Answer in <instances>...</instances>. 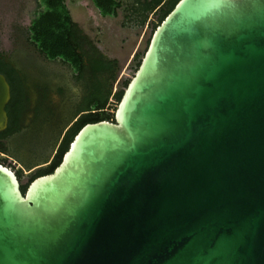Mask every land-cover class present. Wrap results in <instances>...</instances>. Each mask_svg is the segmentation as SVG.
<instances>
[{"label":"water","instance_id":"95a60500","mask_svg":"<svg viewBox=\"0 0 264 264\" xmlns=\"http://www.w3.org/2000/svg\"><path fill=\"white\" fill-rule=\"evenodd\" d=\"M22 185L0 163V264H264V0H179L115 121Z\"/></svg>","mask_w":264,"mask_h":264},{"label":"trees","instance_id":"16d2710c","mask_svg":"<svg viewBox=\"0 0 264 264\" xmlns=\"http://www.w3.org/2000/svg\"><path fill=\"white\" fill-rule=\"evenodd\" d=\"M92 1L104 17H116L124 4L121 0ZM178 1L136 0L132 13L127 15V19L130 23L144 26L154 13L157 16L153 23L154 31ZM27 39L49 60L61 61L72 68L73 80L83 92L79 107L88 112L65 132L50 163L38 168L30 175L29 182L22 185L24 193L36 177L55 170L69 149L70 143L85 124L102 120L115 121L117 105L132 78L125 79L122 88L114 91L120 72L119 60L107 56L97 48L94 40L74 20L66 0H39V8L27 28ZM145 51L136 57L135 72L141 64ZM0 72L6 75L12 90V98L7 105L8 127L0 132V152L8 154L9 147L4 139L19 130L18 122L26 100V88L20 75L27 73L16 68L7 57V53L2 50H0ZM63 90L64 88H61L59 92ZM112 109L114 111H111ZM0 163L6 164L7 159L0 156ZM16 172L22 180L23 169Z\"/></svg>","mask_w":264,"mask_h":264},{"label":"rangeland","instance_id":"374dc122","mask_svg":"<svg viewBox=\"0 0 264 264\" xmlns=\"http://www.w3.org/2000/svg\"><path fill=\"white\" fill-rule=\"evenodd\" d=\"M127 1L129 0H125L126 3ZM38 3L39 0H0V50L6 52L17 47L34 59L33 62L24 61L22 66L32 80L39 81L48 88L51 97L50 101L44 102L46 105L43 117L30 121L23 136L13 144V154L0 152V156L7 159L6 164L13 170L23 169V184H27L30 175L36 171H31L34 166L49 163L53 159L57 146L48 160L27 166L44 157L59 122L70 115L78 95L81 94L80 86L72 80L73 70L70 66L61 62L44 61L40 53L27 44L24 33L18 32L19 28L30 25ZM67 3L74 20L94 40L100 51L119 60L120 72L114 91L122 88L124 80L134 75L136 57L146 50L157 16L152 15L144 27H139L134 22L130 23L124 8L119 10L116 17H104L92 0H67ZM49 71L59 76L47 74ZM59 86L65 87L63 95L57 91ZM49 108L53 109L55 116L50 121H45Z\"/></svg>","mask_w":264,"mask_h":264},{"label":"flooded vegetation","instance_id":"af4514ba","mask_svg":"<svg viewBox=\"0 0 264 264\" xmlns=\"http://www.w3.org/2000/svg\"><path fill=\"white\" fill-rule=\"evenodd\" d=\"M121 1L124 2L122 8H124L125 11H126V9L129 8V10L126 11V14L127 15H131L132 7L135 5L136 0H129V1H127V3L125 2V0H121ZM38 8H39V3L37 4V9ZM157 10H155V12H157ZM152 15H154V13H152L151 16ZM30 24H31V22H30ZM144 26H140L139 25V27H144ZM27 28L28 27L19 28L18 32L20 34L24 33V38H25V41H27V44H29L38 53H40L38 51V49L36 48V46L34 44H32L31 42H29V40L27 39ZM97 48L100 50V48L98 46H97ZM6 53H7V57L9 59H11V61L15 65V67L18 68L19 70L25 71V69L22 66L24 61L28 60V61L33 62L32 60H34V59H31L29 55H25L23 50L20 49V48H17V47L15 49H12L11 51H6ZM40 55L45 59L44 61H47V62H50V63L61 62V61H51L48 58H46L44 55H42L41 53H40ZM64 65H66V64H64ZM46 73L59 76L58 74H55L53 71H49V72H46ZM20 78H21V80L24 83V87L26 88L25 89L26 90V100H25V103H24V106H23V109H22V112H21V116L19 118V122H18L19 130L14 132L8 138L4 139V142L9 147V150H8L9 154H13V151H12L13 144L15 145L17 139H19L20 137L23 136V134L25 133V131L28 129V127L31 124L30 121H33L35 119L43 117V113H44L43 111H44L45 105H46V104L44 105V102L47 103V101H50V99H51L50 91L48 90V88L44 84H42L39 81L32 80L28 74H21ZM72 80H73V76H72ZM73 82H74V84L77 85V83H75L74 80H73ZM61 88H64V90H63V92H64L65 91V87L64 86H59L57 91L59 92V89H61ZM63 92H60V94L63 95ZM80 93L81 94L78 95L79 96L78 100L74 104L73 110H72V112H70V115L66 119H63V120H61L59 122V124L57 126V129H56V132H55V135H54L53 139L51 140V142H49L48 150L44 153V157L39 159L36 162L28 163V165H27L28 167L29 166L31 167L32 165H34L36 163L40 164L41 162L48 160L50 155L53 153V150H54L55 146H57V148H58V145L61 142L65 132L72 125H74L75 122H77L84 114H86L88 112L87 110L79 107L80 106L79 105L80 101H81L82 96H83L82 89H80ZM54 116H55V112L53 111L52 108H49L48 113L44 117V120L45 121H50L51 118L54 117Z\"/></svg>","mask_w":264,"mask_h":264},{"label":"crops","instance_id":"0c3cea01","mask_svg":"<svg viewBox=\"0 0 264 264\" xmlns=\"http://www.w3.org/2000/svg\"><path fill=\"white\" fill-rule=\"evenodd\" d=\"M66 3H67V0H66ZM67 5H68V3H67ZM69 7V6H68ZM70 9V8H69ZM71 11V10H70ZM73 16V15H72Z\"/></svg>","mask_w":264,"mask_h":264}]
</instances>
